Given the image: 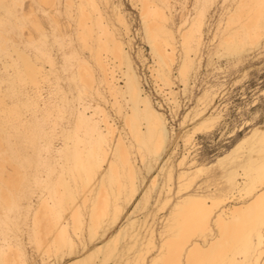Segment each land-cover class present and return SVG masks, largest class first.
<instances>
[{"label": "bare ground", "instance_id": "6f19581e", "mask_svg": "<svg viewBox=\"0 0 264 264\" xmlns=\"http://www.w3.org/2000/svg\"><path fill=\"white\" fill-rule=\"evenodd\" d=\"M21 1L0 0V264L34 262L22 216L30 218L26 232L42 264H108L111 258L113 264H264V130L237 135L213 159L191 155L196 135L210 133L222 117L216 107L210 111L216 94L206 86L183 115L184 152L176 160L174 132L135 64L121 2L31 0L19 13ZM136 1L152 75L177 112L176 81L186 92L198 75L206 27L213 24L207 13L216 0H193L192 9L186 0ZM225 1L217 4L219 33L210 30L212 64L213 55L237 64L264 43L261 0ZM61 4L68 24L60 20ZM39 9L46 22L36 17ZM28 18L37 36L25 33ZM74 39L89 54L72 45L59 61L55 43ZM62 79L75 81L76 96ZM214 178L224 185L211 188ZM154 191L157 201L170 204L157 244L151 209L136 216Z\"/></svg>", "mask_w": 264, "mask_h": 264}, {"label": "rangeland", "instance_id": "374dc122", "mask_svg": "<svg viewBox=\"0 0 264 264\" xmlns=\"http://www.w3.org/2000/svg\"><path fill=\"white\" fill-rule=\"evenodd\" d=\"M114 1H116L117 3L121 2V8L130 23V29H131L130 35L132 34L131 38L133 39L131 42L132 43L131 46L133 50L132 54L134 56L135 64L137 68L139 67L138 70L140 74L144 77V86L146 90L152 95L154 101H160V103L162 104V107L164 109L161 108V110H163V112L166 113L169 121V126L171 130L174 132L173 139L175 143H173L172 148L175 149L176 153L174 158L176 160L179 157L181 158L182 157L181 152H184L183 140L181 138V135L185 130V127L181 124V121L184 119L183 115L184 113L187 112V110H189L192 106L196 104L197 97L202 94L206 86L212 85L213 88L215 89L214 91L216 94L214 101L210 106V111H212L216 107V110L221 112L222 117L219 120L216 127L210 133H198L196 135L195 142H197V145L195 147L196 149L195 148L192 149L193 151L191 155L197 154L196 157L199 160L207 161L209 159H213L217 155L221 154L225 148L227 149L232 143H234L235 142L234 140H236L237 135L241 136L244 133L249 132L253 127H259L260 130L261 129L264 130V43L261 45V47H255V49L250 51V53L244 57L245 60H242L237 64L231 62L232 58H230V60L226 56H223L222 58H218L217 55H213V60H214L213 64L209 62V57H210L209 48L214 47L215 45V43L212 44L210 42V38L213 36L211 31L217 33H219L220 31L219 28L220 25L218 24L219 23L218 19L223 9L222 6L220 9H218V6L222 4L223 0H216L207 13L208 14L207 18L211 19L207 23L212 22L213 24L209 26L206 25L207 26L206 40H208V45L207 46L204 45L203 47L204 55L201 63L202 66L199 68L196 79L192 81L193 83L192 87L188 91L184 92L181 90V88H183V85H181V83L178 80L176 81V85L174 88L175 90H179L178 99L180 101V107L177 110V112H176L177 108L174 107L168 99H166L164 92L162 93V91L158 89V86L156 85V79L152 75L150 65L153 62V60L150 54V47L147 45L146 41H144L143 33L141 29V21H140V13H139L140 1H136V0L133 1L114 0ZM21 2L22 4H17L19 5V7H17L19 13L23 9L28 8V5L31 2V0H22ZM185 3L190 9H192L194 6L193 0H186ZM229 3H231V0L230 1L226 0L224 2V5L226 6L230 5ZM179 4L180 3H177L176 5L177 10L175 11V13H179V11H181V9L183 8V5L182 4L179 5ZM60 11H61L59 15L60 20L64 24H68L69 18L65 6H63V4H61ZM43 14L45 13H43V11L39 9V11H37L36 17L45 19L47 16L46 14L45 15ZM178 15L179 14H177V17ZM177 17L176 20L178 21ZM45 20L47 21V18ZM24 21H26V26L24 28L25 33L28 31H34L33 33L35 34V36H37V31L31 25L30 18ZM47 29H48L47 32L51 37L52 28L49 23L47 24ZM72 45L77 47L80 53L84 52L86 55L89 54V50L82 47V41H78L77 39H74L72 44L67 43L64 45H59L58 43H55V45L53 46L54 56L59 61H61L63 58L62 57L63 53ZM27 50L30 53L34 52V48L32 46L28 47ZM138 53H142V55L139 56ZM46 65L47 68H49L48 63H46ZM73 69L62 72V75L70 74ZM174 72H176V70ZM174 74L177 75L178 73L176 72ZM22 85H26V84L23 83ZM62 85L64 86V88L68 90L70 89V93H73L75 96L78 94V88L76 87L75 81L72 80L70 83L66 79L65 80L62 79ZM26 86L30 87L31 85L27 83ZM45 94H47V91ZM54 96L56 95L54 94ZM11 98L12 97L8 96L7 102L10 103L14 100V98L13 100ZM110 107L111 106H108V108ZM114 116L118 118V116L116 115ZM139 165H141V162H139ZM27 170L28 172L30 171L29 173L34 172L33 171L34 169L31 168V166L29 168L27 167ZM45 171L41 172L42 176L44 177H46L48 173V172L46 173ZM215 172L220 174L221 169H216ZM143 173L147 174L145 170L143 171ZM51 174H52L51 176L53 175L56 176V172H51ZM205 176L206 174H202L198 178V181L203 179ZM161 179L162 177L160 178V181ZM123 181H125V179H123ZM172 182H173L172 187L175 188L177 185V181L175 184V178L173 179ZM218 182H221V180L214 178L212 180V184L210 187L215 189L216 188L215 185ZM149 183L150 180L147 182L146 185H148ZM219 185L220 186L224 185L223 181L219 183ZM33 188L36 189V191L37 190L38 191L44 190L45 192L47 191V189L42 188V186L41 188L40 187L37 188V186H33ZM32 195H34V193L31 194V197ZM157 198H158L157 193L156 191H154L150 199L148 208H146L145 206L136 213L137 217L143 218L147 213L148 209H151L148 219L150 220V222H154V228L156 229L157 232L156 244L160 241L159 231L161 230L163 219L165 215L168 214L170 209V204H165L164 200L159 202L157 201ZM161 198L163 199V196H161ZM229 201L230 199L227 198L224 202H221V205H223L224 203L226 204ZM34 202H36V199H34ZM218 209L219 208H217L216 210ZM22 217L19 218L20 221L18 222L20 223L21 228L24 227L27 228V229L24 228L25 233L23 231L24 235H22L25 240V245H26L25 247L27 248L26 250L28 251V253L31 254V257L34 261L33 264H42V259H41L42 254L38 253L40 251H38L34 241H30L28 232H26L28 231L29 228L27 226L28 224H30L29 223L30 218L27 219L26 216H24L25 218L23 217L24 218L23 219ZM28 220L29 222H27ZM21 222H24V224ZM21 224H23V226ZM12 232L11 234L14 235L15 233ZM86 235L87 234L84 233L82 235V238L85 239ZM78 243L81 245L79 240ZM155 250L156 247H152L151 250L146 252V260H149L152 257ZM130 253L132 254L131 251ZM50 257H49L50 258L49 261L53 262L56 260L57 256L56 254H53ZM67 260H71V259L68 258ZM113 263H114L113 258H111L108 261V264H113Z\"/></svg>", "mask_w": 264, "mask_h": 264}, {"label": "snow or ice", "instance_id": "6c2138e0", "mask_svg": "<svg viewBox=\"0 0 264 264\" xmlns=\"http://www.w3.org/2000/svg\"><path fill=\"white\" fill-rule=\"evenodd\" d=\"M17 7H19V5H17ZM260 7L262 10H264V0H261ZM262 182H264V179H262Z\"/></svg>", "mask_w": 264, "mask_h": 264}]
</instances>
